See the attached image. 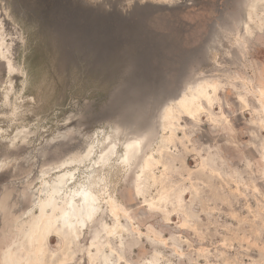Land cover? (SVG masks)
Here are the masks:
<instances>
[{
    "label": "rangeland",
    "instance_id": "obj_1",
    "mask_svg": "<svg viewBox=\"0 0 264 264\" xmlns=\"http://www.w3.org/2000/svg\"><path fill=\"white\" fill-rule=\"evenodd\" d=\"M257 1L0 0V264H264Z\"/></svg>",
    "mask_w": 264,
    "mask_h": 264
},
{
    "label": "bare ground",
    "instance_id": "obj_2",
    "mask_svg": "<svg viewBox=\"0 0 264 264\" xmlns=\"http://www.w3.org/2000/svg\"><path fill=\"white\" fill-rule=\"evenodd\" d=\"M257 8L261 11V17H258V20L260 21V24L261 25H263V23H264V0H258L257 1ZM260 15V14H259ZM251 17V16H250ZM247 22V21H246ZM250 32V31H249ZM200 86V85H199ZM200 89V88H199ZM214 89H215V87H212L211 85H203L202 87H201V89L200 90H198L197 92H196V95H195V97H192V95L188 98L187 97V99H186V97H184V96H182L179 100H178V106L180 107V109L179 110H181V112L184 114V115H186V116H188V117H190V118H192V117H194L196 114H197V112L202 108L201 107V104L203 103V102H206V103H209L210 104V102H212L211 101V92L212 91H214ZM215 91H216V89H215ZM177 105V104H176ZM175 105V106H176ZM176 109V108H175ZM168 110H170V108L168 109ZM175 111V110H174ZM169 112V111H168ZM177 112V111H176ZM199 113V112H198ZM168 113H166V115L165 116H168L167 115ZM170 114H172V113H170ZM179 114H181V113H179ZM164 115V114H163ZM174 115V114H173ZM176 119V118H175ZM193 119V118H192ZM170 122V121H169ZM168 122V123H169ZM162 124V123H161ZM164 124V123H163ZM171 125V124H170ZM162 126V125H161ZM171 127V126H170ZM165 128V127H164ZM162 129H163V126H162ZM165 130V129H164ZM140 155V154H139ZM62 174V173H61ZM68 174V173H67ZM64 176H66V174H63V175H58L57 177H56V179H55V181H59V183L61 182H63V181H65L63 178H64ZM70 177V175H68V177L67 178H69ZM56 187H54L53 188V191L55 192V190H57V189H55ZM52 191V192H53ZM53 192V193H54ZM78 194V193H77ZM72 212V211H71ZM79 214H80V212H78ZM82 213V212H81ZM90 213V212H89ZM77 214V213H76ZM61 220H63V222L65 223V220H66V216H65V213H64V215L61 217Z\"/></svg>",
    "mask_w": 264,
    "mask_h": 264
}]
</instances>
